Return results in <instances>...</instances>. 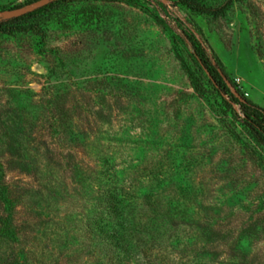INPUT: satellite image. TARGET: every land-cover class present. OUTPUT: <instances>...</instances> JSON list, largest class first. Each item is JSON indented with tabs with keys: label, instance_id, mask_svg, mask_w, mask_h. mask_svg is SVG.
<instances>
[{
	"label": "rangeland",
	"instance_id": "1",
	"mask_svg": "<svg viewBox=\"0 0 264 264\" xmlns=\"http://www.w3.org/2000/svg\"><path fill=\"white\" fill-rule=\"evenodd\" d=\"M199 1L231 4L76 0L0 33V264H264V147L191 42L264 108V0ZM131 224L119 263L89 237Z\"/></svg>",
	"mask_w": 264,
	"mask_h": 264
},
{
	"label": "trees",
	"instance_id": "2",
	"mask_svg": "<svg viewBox=\"0 0 264 264\" xmlns=\"http://www.w3.org/2000/svg\"><path fill=\"white\" fill-rule=\"evenodd\" d=\"M39 0H27L23 4L13 5L7 10L13 11L20 9L24 5H29ZM76 0H48L38 6H35L29 10H26L20 14L9 16L3 19H0V33H11L13 31H23L27 29H32L34 24H39L45 19H50L54 16H60L62 11L66 10L67 6ZM185 6L191 10L210 13L214 16L224 13L231 3L227 2L221 6L212 8L204 5L199 0H179ZM63 11V12H64ZM193 51L198 58L199 62L206 69L211 77L212 81L216 85V88L224 91L228 96L230 103H234L238 106L239 112L242 115L241 123L242 127L247 130L251 138L257 144L264 147V108L253 103L251 100L241 96H236L226 84L225 81V70L220 64L213 63L211 58L208 56L206 50L199 42L192 39ZM238 93V88L236 85H233ZM71 170L73 175L77 178L78 183H84V180L88 177V174L85 172L84 168L79 165V163H71ZM107 206L116 208V203L111 199L108 201ZM144 225L150 226L151 223L147 222ZM132 224L128 228L120 226L119 229L112 230H95L90 238L97 240V243H103L107 247V254L110 257V261L113 263L117 262V255L119 251H126L127 238L126 234L132 230ZM150 229V228H149Z\"/></svg>",
	"mask_w": 264,
	"mask_h": 264
}]
</instances>
